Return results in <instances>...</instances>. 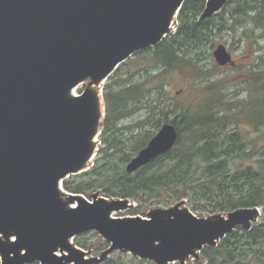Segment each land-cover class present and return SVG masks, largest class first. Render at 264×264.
Returning a JSON list of instances; mask_svg holds the SVG:
<instances>
[{"label": "water", "instance_id": "water-1", "mask_svg": "<svg viewBox=\"0 0 264 264\" xmlns=\"http://www.w3.org/2000/svg\"><path fill=\"white\" fill-rule=\"evenodd\" d=\"M228 1L205 0L199 19ZM184 2L0 0V264H99L117 250L154 264L184 262L257 221L259 207L198 217L181 201L146 217L114 216L134 206L130 199L90 200L62 186L96 155L101 84L136 52L157 46ZM212 54L219 66L234 64L222 43ZM84 81L90 85L73 95ZM177 138L163 123L126 170L168 152ZM89 231L109 244L99 256L73 244Z\"/></svg>", "mask_w": 264, "mask_h": 264}, {"label": "trees", "instance_id": "trees-1", "mask_svg": "<svg viewBox=\"0 0 264 264\" xmlns=\"http://www.w3.org/2000/svg\"><path fill=\"white\" fill-rule=\"evenodd\" d=\"M204 6L205 0H185L177 15V31L169 33L157 46L135 53L112 75L134 61L144 63L152 60L156 63L154 67L164 68V71H193L199 77L197 79L205 78V70L209 68L203 64L204 52L200 45L210 44L212 47L216 35L224 31L235 35L239 25L249 21L256 25L260 35L255 36V29L244 30L243 35L256 52L262 49L264 0H229L212 18L199 19ZM256 55L253 62L245 65L250 72L258 74L248 84L251 93L239 112L243 118L237 113L234 117L225 116L218 109L221 101L213 94L207 95L206 99L195 100L192 106L178 107L160 87L162 83L158 81L163 72L150 74V69L144 78L127 83L116 92L108 88L104 90L105 125L109 127L115 120L144 108L148 115H158L154 117L156 130L163 122L172 123L178 132L177 141L168 152L136 171L128 172L126 164L155 133H141L146 118L134 122L130 125L139 130L134 137L132 152L115 157L116 146L110 152L102 147L93 165L64 179L63 188L89 199L96 190L108 198L130 199L140 205L132 211L133 214H139L143 205L155 204V200L161 198L163 201L156 204H175L189 197L192 190H197L198 196L205 197V201L213 203L221 211L262 207L264 213V127L259 129L264 126V67H261L264 52ZM112 75L108 79H112ZM149 84L159 87L155 99L147 97ZM212 89H216L215 83L206 87L207 92ZM171 112L175 114L169 118ZM240 118L256 129L255 139L239 130ZM254 155L257 157L255 162L243 164L245 159ZM74 241H78L76 237ZM107 245L104 242V246ZM201 252L205 264H264V221L252 225L249 230L236 228L217 246H207ZM125 256L127 258L109 256L100 264H154L129 254Z\"/></svg>", "mask_w": 264, "mask_h": 264}, {"label": "rangeland", "instance_id": "rangeland-1", "mask_svg": "<svg viewBox=\"0 0 264 264\" xmlns=\"http://www.w3.org/2000/svg\"><path fill=\"white\" fill-rule=\"evenodd\" d=\"M179 25L178 18L175 17L173 19L172 31L176 32L177 27ZM255 24L251 21L244 22L239 25L237 32L235 35L233 33L224 31L219 35H216L213 40V46L210 47V44L206 46L200 45V50L203 49V56L205 62V66L209 69L205 70L206 77L200 78L196 77V74L191 72H181L178 70H167L164 71V68H158L156 63L152 60H147V62L140 63L134 61L130 66L123 67L120 72L117 74L112 75V79H107L105 83L101 84V88H99V98H100V105L102 110L101 119L98 126V138H97V150L96 156H99L101 148L106 149L105 151H111L116 146V155L115 157L122 156L125 152L130 153L132 152L133 143H135V134L138 132L139 129L131 126L130 124L142 121L146 118V122L142 126L141 133L145 134V132H154L155 133L159 130L163 123L158 127L156 130L155 127V116L158 115L146 113L145 109L142 108L141 110H137L136 112L124 116L122 119L118 121H114L109 127L103 123L105 117V104L103 98L104 90L110 89L113 92H116L118 89L124 87L127 83H131L134 81L139 80L141 77L144 78L146 71L150 74H158L163 72L161 80L162 85L160 86L166 93V96L170 98L174 104H177L179 107H188L192 106L193 102L199 101L201 99H206L209 94L216 95L219 100L221 101V105H218V109L222 110L223 114L227 117H234L236 113L239 114L242 104L247 102L249 93H251L249 88V82L255 78V74H258L256 71L250 72L248 68L245 66L248 62H253L255 57L257 56L256 53H263L264 52V41L261 40L260 45L262 49L256 52L255 47L248 43L247 38L244 37L243 32L244 30H252L255 29V36L260 35V31L255 28ZM224 44L227 49L231 52L232 58L234 59V64H227L224 66H219L216 64L215 59L213 57V50L218 44ZM257 63V61H255ZM260 63V62H259ZM215 66L217 68H215ZM261 67H264V59L261 62ZM256 70V68H255ZM139 71L142 73L140 75ZM131 72V73H130ZM130 73V74H128ZM145 74V75H144ZM253 74V75H252ZM113 83L112 85V82ZM215 83L216 89H212L207 92L206 87ZM90 85L88 81H84L79 84L76 90V93L79 91L84 90ZM111 86V87H110ZM158 89L155 84L147 85L146 94L149 99H155L157 97ZM149 90V91H148ZM147 114V115H146ZM175 112H171L169 118L174 116ZM242 117V116H241ZM243 118V117H242ZM242 118L239 119L241 122L239 126V130L248 133L251 139H255L257 137L256 129L248 126L245 120ZM148 120V121H147ZM245 121V122H244ZM264 126H260L259 129L263 128ZM154 133V134H155ZM140 134V133H139ZM153 134V135H154ZM119 140L122 143H119ZM117 142L114 145V142ZM260 144L262 141L259 142ZM105 153V152H104ZM101 154V153H100ZM113 154V153H112ZM137 152L133 155L135 156ZM132 156V157H133ZM131 157V158H132ZM257 157L250 156L243 161V164L246 162H255ZM94 160V159H93ZM94 161L89 163V168L93 165ZM88 168V169H89ZM197 190H192L190 196L187 198H183L180 200L182 202L181 207H186L191 210L196 216L198 217H215L217 215H224L226 216V211H221L217 209L213 203L207 202L204 200L205 197L198 196L196 193ZM104 196L100 190L94 191L90 199L94 197ZM169 196V195H167ZM163 199L161 198L159 201L155 200V204H145L139 210L141 212L139 214H133V210L138 208L140 205L137 202H133L134 206L130 209L119 211L114 213V216H132V215H140L142 217H146L149 210L156 208V207H169L171 205H165L163 203L156 204V202H162ZM179 201V202H180ZM264 221V213L263 209L261 213L254 223H260ZM78 241H74V244L78 247H81L85 251L88 252L89 256H99L100 253L107 248L104 246V242H106L103 237L96 231H89L84 234H81L76 237ZM107 243V242H106ZM132 254L128 252L122 251H114L111 252L109 256L111 257H119L127 258L125 255ZM108 256V257H109ZM206 260L203 257L202 252H198L196 256H189L185 259L184 262H175L170 264H205ZM37 264V263H35Z\"/></svg>", "mask_w": 264, "mask_h": 264}, {"label": "bare ground", "instance_id": "bare-ground-1", "mask_svg": "<svg viewBox=\"0 0 264 264\" xmlns=\"http://www.w3.org/2000/svg\"><path fill=\"white\" fill-rule=\"evenodd\" d=\"M96 88V86H94ZM74 93V91H72V94Z\"/></svg>", "mask_w": 264, "mask_h": 264}]
</instances>
